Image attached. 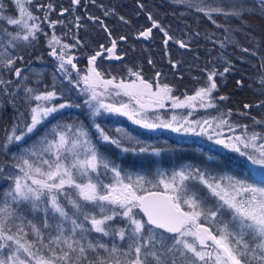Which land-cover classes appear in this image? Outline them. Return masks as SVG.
I'll use <instances>...</instances> for the list:
<instances>
[{"label": "snow or ice", "instance_id": "obj_1", "mask_svg": "<svg viewBox=\"0 0 264 264\" xmlns=\"http://www.w3.org/2000/svg\"><path fill=\"white\" fill-rule=\"evenodd\" d=\"M11 2L17 16L6 15V5L0 0V96L9 98L15 115L12 126L6 128L0 138V150L10 151L12 145L19 148L41 128L44 132L13 156L16 161L13 167L17 171L6 177L12 184L0 197V264H264V130H255L257 127L264 129V119L250 116L248 110L254 106L247 103L238 115L250 119L251 124L233 122L232 109L220 108L219 101L227 97H216L220 88L217 77L222 78L228 73L233 67L232 62L221 57L228 65L223 72L206 67L204 84L192 95L185 93L183 99L171 95L173 88L169 84L156 83L154 87L140 71L131 68L128 69L129 83L123 79L116 83L115 77L104 79V74L96 67L101 52L88 58V68L83 75L77 70L79 80L71 81L68 66L75 70L77 65L69 51L80 41L74 37V44L64 43L53 32L47 40L49 55L58 61L57 72L65 79L78 88L83 84L80 92L87 97L84 105L88 109L91 128L83 122L57 120L53 124L51 121L56 120L61 109L80 108L81 105L67 100L53 103L57 97L55 87L51 90L47 86L41 88L42 80L37 76L34 87H23L25 110L20 111L19 94L10 91L13 81L4 79L3 74L12 73L27 81L29 78L22 76V69L15 67L23 57L13 55L10 50L16 49L19 42L31 44L35 41L45 22L49 28H54L64 21L49 18V12L54 10L51 2L36 6L43 12V17L31 10L33 0ZM80 3L81 0H71L73 6ZM174 3L203 14L216 27H223L225 39L214 41L221 49L239 47L234 33H240L250 42L255 41L259 47L260 41L250 34L252 26L244 17L259 15L264 18V0H174ZM68 11L61 8L60 15ZM114 11H105L104 15L114 14ZM214 16L235 19L238 26L218 24ZM80 19L75 17L77 28ZM89 19L103 24L99 17L90 16ZM119 19L127 23L123 16ZM148 20L151 27L140 31L139 37L147 39L153 29L159 28L167 37L164 41L167 45L172 39L168 31L151 14ZM8 26L17 30L9 31ZM104 30L111 36L107 28ZM199 35L195 33V36ZM204 38L211 40V35L206 34ZM191 39L190 36L188 41L176 43L181 48H188ZM116 46L113 39L112 46L106 51L110 57L119 60L121 57L115 56ZM104 48L101 45V49ZM241 51L256 55L248 48ZM259 59L257 82L260 87L257 91L264 96V56ZM148 63L152 64V61ZM172 67L177 65L172 64ZM160 76L161 73L156 72V77ZM194 79L199 82V78ZM236 83L242 85V81ZM20 87L17 83L16 88ZM113 96L127 97L128 102H107ZM166 101H171L174 110L189 109L188 115L151 118L150 110L164 108ZM255 107L264 108V100ZM196 108L212 109L217 115L203 120L190 119ZM102 115L127 117L133 124L149 131L167 129L181 136L207 137L220 149L246 157L254 168L246 178L228 174L223 169L230 161L227 157L216 160L214 154L207 158L205 165L213 164L220 171L189 164L174 170L170 178L166 173H158L160 179L154 183L147 175L127 171L122 164L108 158L102 149L155 155L164 149L140 140L124 127L106 129L95 119ZM49 124L51 126L46 127ZM101 169L103 175L111 173L113 183L106 184L100 179ZM4 170L0 167V172ZM161 185L163 190H151ZM61 197L67 200V205ZM23 203L29 204L33 212L42 207V227L23 215L20 211ZM68 206L71 214L66 210ZM50 219L56 221L54 226ZM52 230L56 232L55 236H51ZM93 233L98 234L96 239L89 238ZM29 235L35 239H29ZM103 238H109L111 246L102 242ZM117 238L128 242L126 249L116 243ZM101 251L106 255H100Z\"/></svg>", "mask_w": 264, "mask_h": 264}, {"label": "trees", "instance_id": "obj_2", "mask_svg": "<svg viewBox=\"0 0 264 264\" xmlns=\"http://www.w3.org/2000/svg\"><path fill=\"white\" fill-rule=\"evenodd\" d=\"M2 2L6 5V15H18L11 0H2ZM50 2L54 5V10L49 12V18L51 20H63L64 24H57L54 28H49L45 22L43 31L38 34L35 41L31 44L19 42L16 49L10 50L13 55L23 57V60L17 62L15 67L21 68L22 76H27L29 79L23 81L21 78H16L12 73L3 74L4 79L13 81L10 91L19 94L17 105L20 111L25 110V105L22 102L24 96L23 87H34L33 81L39 76L42 80L41 88L47 86L51 90L53 86L55 87L57 97L53 103H64L67 100L70 103L81 105L80 108L61 109L56 116V120L51 121V123L54 124L57 120L66 123L83 122L86 127L91 128L88 109L84 105V100L87 97L80 92L83 84L81 83L80 88H78L75 83L65 79L61 73L57 72L58 61L49 55L50 48L47 45V40L55 32L64 43L74 44L75 40L73 38L79 39L80 44L71 49L69 54L75 59L76 56H79L81 63L97 52H101V55L97 57L96 67L98 71L104 74V79L115 77L116 83H119L122 79L129 83L128 69L131 68L140 71L143 78L154 86V74L160 72L161 76L156 78V83L169 84L173 88L171 95L180 99L184 98L185 93L188 95L193 94L197 87L204 84L206 74L203 70L206 67L208 70L214 67L217 71L223 72L228 65L223 62L221 57H226L232 62L233 67L222 78L217 77V83L220 88L215 95L216 97L220 95L227 97L226 100L219 101L220 108L223 110L232 109L234 115L231 119L233 122L251 124L252 121L250 119L238 115V113L244 111L243 106L247 103L254 106L248 110L250 116L264 119V108L255 107L259 101L264 100V96L257 91L260 87L257 82L260 74L259 58L264 56V18L259 15L244 17L252 26L250 34L257 41H260L259 47L256 46L255 41L250 42L240 33H234V38L238 41L239 47L228 46L221 49L214 41L225 39L224 28L216 27L203 14H199L195 10L189 11L184 6L176 5L174 0H95V3L92 0H81V3L75 6L71 4V0H33L30 7L36 15L43 17V12L38 11L36 6L38 4L47 5ZM140 5H143V8ZM205 7H208V5H205ZM61 8H67L69 11L61 16ZM112 9L115 10L114 14L110 12L108 16L104 15L105 11ZM149 14L172 37L167 45L164 44L167 37L164 36L159 28L153 29L151 36L147 40L139 37L140 31L151 27V21L148 20ZM76 16L81 18L78 28L76 27ZM90 16L99 17L103 24L89 19ZM121 16L125 18L127 23L119 19ZM214 19L221 25L233 28L238 26V22L235 19L225 20L222 16H214ZM8 28L9 31L17 30L14 26H8ZM105 28L111 32V36L105 32ZM197 32L200 33L198 37L195 36ZM206 34L211 35V40L204 38ZM121 36L126 37V39L120 40ZM190 36L192 39L188 48H181L176 43L178 40L188 41ZM113 39L117 42L116 53L122 56L118 61H106L104 59V50L112 44ZM101 45H104L105 48L101 49ZM242 48H248L250 52L255 51L256 55L245 53L241 51ZM149 60L152 61V64L148 63ZM169 61H171V64ZM172 64H176L177 67L173 68ZM68 68L71 72V81L79 80L77 70L81 75L86 72L82 66L77 70L71 69L70 65ZM194 78H199V82ZM238 80L242 81L241 86L237 85L236 82ZM17 83L21 84L20 88H16ZM8 99L6 96H0V138L3 137L4 130L12 126L15 115ZM113 101L117 103L128 102V98L113 96L107 102ZM188 111L189 109L187 108L174 110L169 101H167L164 108L150 110V117L154 119L156 115H159L163 119H170L172 115H176L182 118L188 115ZM215 115H217V112L212 109L198 108L193 110V115L189 118L203 120ZM95 119L97 123H100L106 129L114 130L117 126L124 127L140 140L164 149L159 155L150 153L125 154L120 153L115 148L102 149V151L106 152L108 158L115 160L118 164H122L127 171L133 174L147 175L154 183H158L160 179L158 173H166L170 178L174 170L189 164L220 171L213 164L205 165L207 158L214 154L216 160L227 157L230 161L228 166L223 169L228 174L246 178L254 168L246 157L220 149L219 146L209 141L207 137L181 136L167 129L145 130L133 124L124 116L106 117L102 115ZM50 126L51 124L46 125V127ZM255 130L261 131L264 129L257 127ZM91 131L95 139V129L92 128ZM237 131L239 132V130ZM43 132L44 128H41L39 132L20 144L19 148L12 145L10 146V151L0 150V167L5 169L0 172V197L12 184V181L6 179V177L10 174L15 175L17 171L13 167L16 163L13 159L14 154H19L20 149L29 146ZM103 171V169L100 170V179L106 184L113 183L111 173L103 175ZM151 190H163V187L161 185L159 188H152ZM204 191L206 192L207 190L204 189ZM61 199L67 205V200L63 197ZM66 210H69L71 214L70 206ZM20 211L28 220H33L39 226H43L44 212L42 207L41 210L33 212L29 204L23 203L20 205ZM139 215L142 216L141 213ZM49 222L53 226L56 223L55 220L51 219ZM116 223L120 224V221L117 220ZM27 231L30 232V230ZM45 235L47 236L48 233H45ZM55 235L56 232L52 230L51 236ZM97 236L98 234L93 233L89 238L96 239ZM29 239H35V237L29 235ZM102 242L111 246L109 238H103ZM116 243L122 244L124 249L127 248V241H119L117 238ZM89 255L92 254L90 253ZM100 255L106 254L101 251Z\"/></svg>", "mask_w": 264, "mask_h": 264}, {"label": "flooded vegetation", "instance_id": "obj_3", "mask_svg": "<svg viewBox=\"0 0 264 264\" xmlns=\"http://www.w3.org/2000/svg\"><path fill=\"white\" fill-rule=\"evenodd\" d=\"M143 38V37H142ZM144 40H147V39H145V38H143ZM112 46V44L109 46V47H111ZM109 47H106V49L107 48H109ZM106 49L104 50V59H106V61H112V60H116V61H118L117 59H115V58H112V57H110L108 54H106L107 53V51H106ZM115 56H122V55H118L117 53H116V51H115ZM120 60V59H119ZM74 63H76V65H77V68L75 69V70H77L79 67H83L85 70H87V68H88V60H84L82 63L80 62V60H79V57H76V59H75V61H73ZM157 77H156V73L154 74V83H156V79Z\"/></svg>", "mask_w": 264, "mask_h": 264}, {"label": "bare ground", "instance_id": "obj_4", "mask_svg": "<svg viewBox=\"0 0 264 264\" xmlns=\"http://www.w3.org/2000/svg\"><path fill=\"white\" fill-rule=\"evenodd\" d=\"M147 28H148V27H147ZM135 49H136V48H135ZM135 49H134V51H135ZM136 50H137V49H136ZM138 53H139V52H138ZM138 53H137V54H138ZM76 57H79V56H76ZM119 57H120V56H119ZM236 69H237V67H236ZM246 69H247V67H246ZM190 95H192V94H190Z\"/></svg>", "mask_w": 264, "mask_h": 264}, {"label": "rangeland", "instance_id": "obj_5", "mask_svg": "<svg viewBox=\"0 0 264 264\" xmlns=\"http://www.w3.org/2000/svg\"><path fill=\"white\" fill-rule=\"evenodd\" d=\"M106 54H108V53H106ZM109 55V54H108ZM88 60V59H87ZM156 85V84H155ZM155 87V86H154ZM181 99H183V98H181ZM167 102V101H166ZM169 103L171 104V101H169ZM196 109H198V108H196ZM251 163V162H250Z\"/></svg>", "mask_w": 264, "mask_h": 264}, {"label": "water", "instance_id": "obj_6", "mask_svg": "<svg viewBox=\"0 0 264 264\" xmlns=\"http://www.w3.org/2000/svg\"><path fill=\"white\" fill-rule=\"evenodd\" d=\"M153 191H156V190H153ZM142 214V216H143V213H141ZM146 219V218H145Z\"/></svg>", "mask_w": 264, "mask_h": 264}]
</instances>
